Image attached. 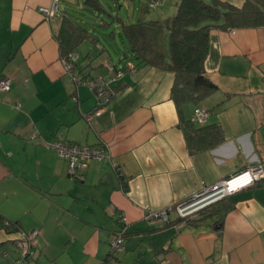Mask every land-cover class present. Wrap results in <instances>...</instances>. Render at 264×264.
<instances>
[{"label":"crops","instance_id":"0c3cea01","mask_svg":"<svg viewBox=\"0 0 264 264\" xmlns=\"http://www.w3.org/2000/svg\"><path fill=\"white\" fill-rule=\"evenodd\" d=\"M50 1L0 0V80H10L0 91V215L39 232L35 262L100 264L123 217L125 248L113 264H264V179L231 196L219 229L181 224L173 212L166 225L144 219L264 164V24L210 30L205 71L216 89L198 104L178 109L173 73L146 66L111 81L118 92L99 109L93 91L64 72L55 35L66 7L46 21L40 8ZM176 2L117 0L137 20L169 17ZM83 48L75 76L109 78L108 64L118 63L100 59L107 52L98 45ZM89 50L99 52L96 66L80 62ZM197 107L209 111L203 125H213L202 137L184 126ZM57 140L104 147L109 160H90L73 179L48 147ZM17 235L0 227V264L18 256Z\"/></svg>","mask_w":264,"mask_h":264},{"label":"trees","instance_id":"16d2710c","mask_svg":"<svg viewBox=\"0 0 264 264\" xmlns=\"http://www.w3.org/2000/svg\"><path fill=\"white\" fill-rule=\"evenodd\" d=\"M176 1V10L169 17L138 19L126 23L117 13L108 11L100 0H83L81 9L90 12L94 17L98 16L99 21L92 24L83 20V11L65 9L60 16L55 35L60 55L64 57L72 52L79 54L77 49L85 41L100 44L99 52L103 53L107 51L106 44H118L119 41L124 48L119 52V64H108L115 71L130 72L127 69L128 62L133 64L134 70L136 67L148 66L170 71L174 75L171 97L178 109L186 102L198 104L216 89L205 71L210 30L248 28L264 24V0H243L240 6L224 0ZM111 2L118 5L117 0ZM147 4H143L144 9ZM112 88L117 94L118 89ZM196 124L191 120L184 126L188 130L190 128L198 137L207 135L213 129L211 127V130H207L208 126L213 125ZM231 196L208 205L195 217L177 218V221L181 224L208 222L219 229L222 227L224 215L234 208L235 201ZM0 227L9 233H18L21 230L18 222L6 220L2 215Z\"/></svg>","mask_w":264,"mask_h":264},{"label":"built area","instance_id":"2783aa9c","mask_svg":"<svg viewBox=\"0 0 264 264\" xmlns=\"http://www.w3.org/2000/svg\"><path fill=\"white\" fill-rule=\"evenodd\" d=\"M161 4H163V0H149V5L151 7H156ZM40 12L46 21L53 20L59 12V0H51L48 6H42L40 8ZM77 61L78 54L75 52L62 57L61 63L64 72L71 76L78 84H86L93 91L98 108H102L116 95L110 82L121 77L124 73L121 70L115 71L111 65H108L109 78L105 79L101 76H96L89 80H80L74 73ZM127 69L130 72L135 71L133 64L130 62L127 63ZM9 89L10 80L8 78H2L0 80V91H8ZM208 115L209 111L206 108L197 107L194 111L193 121L197 124H204ZM92 117V115L87 116V120L91 121ZM48 147L52 148L58 157L67 161L68 175L73 179L78 178V172L82 170L90 160H109V154L104 147H91L85 144L67 143L62 140L50 143ZM261 179H264V164L250 165L225 179L202 188L199 192L182 202L171 204L160 210L146 211L144 219L159 224H168V222L171 221L170 214L172 212L180 219L195 217L204 207L222 198L231 196ZM117 222L119 224V229L110 239L107 255L101 264H113L118 253L125 248L124 235L128 223L123 217L118 218ZM39 238L40 235L37 230H31L29 232L20 230L13 241L19 254L10 264H28L29 260L33 259L35 251L38 249Z\"/></svg>","mask_w":264,"mask_h":264},{"label":"rangeland","instance_id":"374dc122","mask_svg":"<svg viewBox=\"0 0 264 264\" xmlns=\"http://www.w3.org/2000/svg\"><path fill=\"white\" fill-rule=\"evenodd\" d=\"M101 2H102V4L106 7V9L108 10V11H110L111 13H117V12H119V14L121 15V16H123L124 17V20H125V22L126 23H130V22H134V21H136L137 20V15H138V11H136V10H133V7H129V9H131V10H129L124 4H122V6H121V4H118L117 6L115 5V4H113L112 2H111V0H100ZM83 0H59V8L60 9H62V7L65 5V7H66V9H68V10H71V9H75L76 11H80L81 10V12L83 11V9H81L82 7H83ZM137 5H139V3H136ZM150 8H152V7H150ZM84 12V14L85 15H83L84 16V19L83 20H87L88 22H90V23H92V24H97L98 23V16H93V14H91L90 12H87V11H83ZM129 14L130 15H132V16H129ZM117 39H119L118 38V36H117ZM118 42V44L116 43H109V44H106V46H107V53H105V55H102L101 56V58L100 59H102V60H104L105 59V56L106 57H110V59H111V61H114V62H117L118 64H119V55H120V50L121 49H124L123 48V45H121L120 44V42L119 41H117ZM83 44H81L79 47H78V49H77V52L79 53V57H80V53H82V54H84L85 53V51H84V48H83V46H85V44H89L90 45V43L87 41H85V42H82ZM83 45V46H82ZM99 47H101V45L100 44H97ZM96 50V48L93 50V51H95ZM93 51L91 52V50H89V53H90V55L88 56V57H84L80 62L82 63V65L84 64H89V65H91V67L92 66H96L97 65V61L95 62L94 61V58H96L97 56H98V54H99V52H97V55L96 56H94V57H92L93 56ZM97 51V50H96ZM79 66V63L78 64H76L75 65V71H76V68ZM205 208V207H204ZM202 210V209H201ZM172 215H174L173 213H172ZM11 247L14 249V253H15V255H18L19 254V251H18V249L16 248V245H15V243H14V245H11ZM38 249L35 251V255H34V257H33V259H31V260H29V263L28 264H44V261H46L44 258H39V261L37 262H35V258L37 257V255H38ZM13 259H11V261H12ZM50 264H52L53 262H49Z\"/></svg>","mask_w":264,"mask_h":264},{"label":"water","instance_id":"95a60500","mask_svg":"<svg viewBox=\"0 0 264 264\" xmlns=\"http://www.w3.org/2000/svg\"><path fill=\"white\" fill-rule=\"evenodd\" d=\"M116 231H117V230H116ZM116 231H115V232H116ZM115 232H114V233H115Z\"/></svg>","mask_w":264,"mask_h":264}]
</instances>
